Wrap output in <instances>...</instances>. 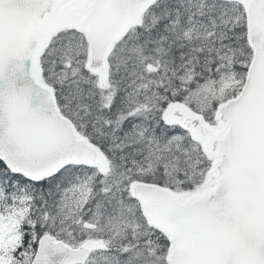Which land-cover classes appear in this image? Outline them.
<instances>
[{"label": "snow or ice", "instance_id": "1", "mask_svg": "<svg viewBox=\"0 0 264 264\" xmlns=\"http://www.w3.org/2000/svg\"><path fill=\"white\" fill-rule=\"evenodd\" d=\"M0 264H264V0H0Z\"/></svg>", "mask_w": 264, "mask_h": 264}]
</instances>
